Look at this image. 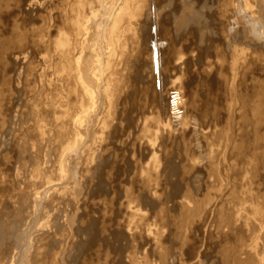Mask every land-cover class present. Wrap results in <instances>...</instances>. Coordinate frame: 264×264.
<instances>
[{"label":"rangeland","instance_id":"1","mask_svg":"<svg viewBox=\"0 0 264 264\" xmlns=\"http://www.w3.org/2000/svg\"><path fill=\"white\" fill-rule=\"evenodd\" d=\"M214 4L189 24L184 0H155L162 17L142 28L150 52L175 46L167 93L180 91V118L148 98L123 105L108 137L66 163L53 137L54 0H0V264H264V63L230 92L219 55L237 40L209 20ZM139 52L129 41L116 58L137 88Z\"/></svg>","mask_w":264,"mask_h":264},{"label":"bare ground","instance_id":"2","mask_svg":"<svg viewBox=\"0 0 264 264\" xmlns=\"http://www.w3.org/2000/svg\"><path fill=\"white\" fill-rule=\"evenodd\" d=\"M154 2L155 0H54L50 80L55 99L53 137L60 147L64 162L72 159V153H80L81 149L82 156L86 157L93 145L105 140L111 129L112 113L122 112L123 105L137 108L140 106L138 100L147 101L148 98L159 108V112L168 111L171 112V119L180 118V91L171 97L167 93L175 46L169 42L150 52L142 44L145 37L142 30L144 24L162 17V10L154 6ZM202 3H215L216 13L212 12L209 20L221 35L229 33L226 36L229 42L237 40V46L232 52L228 50L222 56L219 55V62L223 71L232 73L230 92H241V85L248 80L251 66L256 60L264 63V0H218L217 3L216 0H184L185 12L183 10L181 22L191 24V19H195L193 16L198 13ZM250 24L257 33L256 38L248 36ZM129 41L140 47V71L137 75L139 88L134 77H116V58ZM253 46H256L255 50H263L257 57H253L254 53L249 51ZM188 74L180 79V84L185 85L186 91H182L189 96L193 91L194 78L192 75L190 78ZM210 76H206L203 82L211 86ZM159 84L160 90L157 87ZM189 103L196 108L194 102ZM197 111L203 112V109L199 108ZM93 131L102 134L98 136ZM155 135L154 132L147 131L148 137L155 138ZM238 147L239 145L234 146L232 151ZM64 166L66 167L65 164ZM257 210L264 213L262 208ZM263 213L260 212L262 220Z\"/></svg>","mask_w":264,"mask_h":264}]
</instances>
